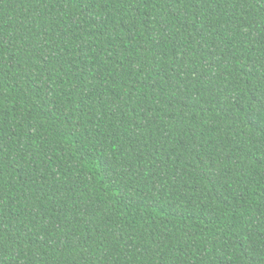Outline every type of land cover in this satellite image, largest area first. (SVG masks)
<instances>
[{
    "label": "trees",
    "instance_id": "trees-1",
    "mask_svg": "<svg viewBox=\"0 0 264 264\" xmlns=\"http://www.w3.org/2000/svg\"><path fill=\"white\" fill-rule=\"evenodd\" d=\"M0 264H264V0H0Z\"/></svg>",
    "mask_w": 264,
    "mask_h": 264
}]
</instances>
